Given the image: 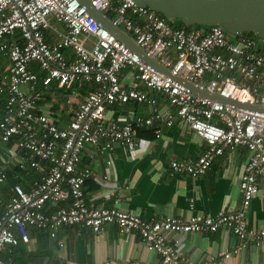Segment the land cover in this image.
<instances>
[{"label": "built area", "instance_id": "2783aa9c", "mask_svg": "<svg viewBox=\"0 0 264 264\" xmlns=\"http://www.w3.org/2000/svg\"><path fill=\"white\" fill-rule=\"evenodd\" d=\"M114 22L131 34L151 57H157L173 74L183 76L211 91L241 101L264 105V49H256L257 38L250 32L231 37L218 25L175 27L162 14L136 0H92ZM69 51V53L67 52ZM0 55L10 61L0 73V92L7 94L0 118V137L17 138L33 167L45 174L33 181L30 191L20 184L0 215V264H13L2 257L19 238L28 240V227L47 229L52 236L60 226H75L101 233L108 224L120 232L137 231L156 251L164 264L191 262L168 238L167 233H204L225 228L243 242L259 245L264 226L249 225L247 211L259 192L264 176V112L193 92L191 88L142 60L137 53L98 23L80 0H0ZM124 70L133 72L131 85L122 82ZM207 74L211 78L204 81ZM74 82L92 85L84 100L74 108L65 127L40 111L48 101L46 89ZM166 95L175 107V117L186 121L206 141L197 158L172 160L175 173L193 177L204 174L226 149L242 145L249 151L239 189L238 211L221 210L217 215L192 213L188 218L168 215L144 218L123 209L116 199L110 206H94L86 198L84 184L92 176L90 167H79L81 151L88 145L101 152H113L119 143L132 150L140 147L137 130L159 118L157 99L144 89ZM132 101L151 106V116L132 120L107 116L106 107ZM156 136L161 135L158 128ZM0 166V181L6 178ZM52 206V210L46 207ZM194 207V201H190ZM239 248L222 251L224 258ZM216 258L205 264H216Z\"/></svg>", "mask_w": 264, "mask_h": 264}, {"label": "crops", "instance_id": "0c3cea01", "mask_svg": "<svg viewBox=\"0 0 264 264\" xmlns=\"http://www.w3.org/2000/svg\"><path fill=\"white\" fill-rule=\"evenodd\" d=\"M69 53V51H67ZM10 61L0 55V73L9 69ZM122 82L131 85L133 72L124 70ZM211 74H207V83ZM91 84L74 82L68 87H59L57 82L46 89L48 101L40 102V111L48 113L60 127L71 120L74 108L85 98ZM157 99L159 118L151 126L137 130L140 140L138 149H130L119 143L113 152H101L98 145H86L81 151L79 167L93 171L84 190L88 202L94 206H110L116 199L128 211L144 218H162L168 215L188 218L192 213L217 215L219 211H238L242 194L239 184L248 161L249 151L239 145L226 149L218 155L209 169L193 177L187 173H175L170 168L172 160L197 158L207 143L186 121L177 117L168 124L169 115L175 107L166 95L144 87ZM7 94L0 92V118L4 114ZM107 116L120 120H132L138 115L151 116L152 108L142 102L113 104L106 107ZM160 128L161 135L156 136ZM0 166L6 178L0 181V215L7 202L15 194L14 186L20 184L30 191L32 183L45 171L33 167L26 151L14 137L5 141L0 137ZM194 201V207H190ZM46 210H52L48 205ZM250 226H264V176L260 179L259 192L247 211ZM19 238L16 245L2 251V257L13 264H164L160 255L150 249L135 232L122 233L113 223L101 233L75 226H60L52 236L47 229L28 227V240ZM179 251L191 262L205 264L216 258V264H264V240L259 245L250 241L243 243L237 235L225 228L204 233H167ZM239 248L238 252L224 258L225 250Z\"/></svg>", "mask_w": 264, "mask_h": 264}, {"label": "water", "instance_id": "95a60500", "mask_svg": "<svg viewBox=\"0 0 264 264\" xmlns=\"http://www.w3.org/2000/svg\"><path fill=\"white\" fill-rule=\"evenodd\" d=\"M80 2L98 23L137 53L142 60L191 88L193 92L241 108L264 112V105L261 103L225 96L218 91H211L206 85H199L183 76L173 74L157 57H151L146 53L131 31L117 25L109 14L97 9L92 0ZM136 2L160 12L170 22L180 19L187 26L218 25L231 37L245 32L254 33L258 38L256 49L258 51L264 49V0H136Z\"/></svg>", "mask_w": 264, "mask_h": 264}, {"label": "trees", "instance_id": "16d2710c", "mask_svg": "<svg viewBox=\"0 0 264 264\" xmlns=\"http://www.w3.org/2000/svg\"><path fill=\"white\" fill-rule=\"evenodd\" d=\"M163 16V15H162ZM164 17V16H163ZM165 18V17H164ZM173 24V26L175 27H186V28H191V27H201V26H204V25H193V26H187L185 25L180 19H176L174 22H170ZM251 33V32H250ZM255 36V38H257V36L254 34V33H251ZM258 39V38H257Z\"/></svg>", "mask_w": 264, "mask_h": 264}]
</instances>
